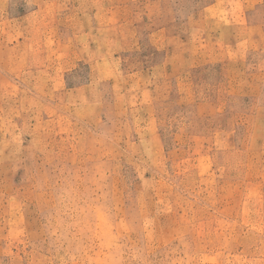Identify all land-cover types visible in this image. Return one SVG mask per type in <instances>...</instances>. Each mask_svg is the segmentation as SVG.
Instances as JSON below:
<instances>
[{
	"label": "rangeland",
	"instance_id": "1",
	"mask_svg": "<svg viewBox=\"0 0 264 264\" xmlns=\"http://www.w3.org/2000/svg\"><path fill=\"white\" fill-rule=\"evenodd\" d=\"M0 264H264V0H0Z\"/></svg>",
	"mask_w": 264,
	"mask_h": 264
},
{
	"label": "crops",
	"instance_id": "2",
	"mask_svg": "<svg viewBox=\"0 0 264 264\" xmlns=\"http://www.w3.org/2000/svg\"><path fill=\"white\" fill-rule=\"evenodd\" d=\"M31 13H32V15H33V14H37V13H39V10H38V9H35V10L32 11Z\"/></svg>",
	"mask_w": 264,
	"mask_h": 264
}]
</instances>
